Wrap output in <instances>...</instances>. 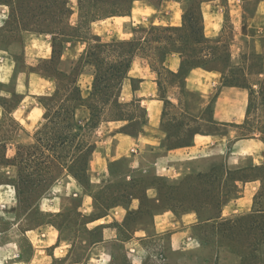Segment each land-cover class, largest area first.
<instances>
[{"label":"crops","instance_id":"obj_1","mask_svg":"<svg viewBox=\"0 0 264 264\" xmlns=\"http://www.w3.org/2000/svg\"><path fill=\"white\" fill-rule=\"evenodd\" d=\"M202 12L205 35L209 38L223 35L229 42L228 71L244 70L248 84L259 94L260 82L264 80V0H209L202 3ZM182 15V5L176 0H163L159 5L135 0L129 14L96 20L91 24L87 40L68 42L63 50L62 66L69 68L95 39L127 40L140 28L180 26ZM22 32L26 42L23 61L18 64L11 55L10 68L0 72L7 79L0 78L1 86L7 88L9 82L13 84L0 89V93H5L0 95V123L7 118L15 129L7 139H0L5 158L9 159L0 163V195L8 194V199L0 205V219L11 228L18 227L20 233L15 244H0L10 245L13 254L9 258L1 257L0 261L18 256L20 264H114L116 254L112 247L118 246L124 252L126 264H146L147 239L154 237L158 238V255L167 245L181 254L200 252L203 244L197 234L200 217L196 210L166 206L148 213L146 203L155 206L161 201L153 178L173 181L181 172L186 176L216 169L219 162L226 172L225 180L231 173L242 176L229 183L224 180L222 187H227L223 189L232 190L221 207L219 219L254 213L263 186L264 103L257 100L256 117L252 120L250 88L226 84L219 69L193 67L182 78L179 73L183 58L172 52L161 75L148 58L134 57L122 84L120 101H139L146 110L145 122L135 130L128 129L132 122L129 119L106 120L99 125L94 134L96 147L87 167L90 187L65 168L36 204L20 215L21 204L14 185L17 167L13 159L20 149L35 142L36 132L45 122L42 97L56 89V78L37 67L38 63L51 59L53 35ZM254 58H260L257 66ZM8 59L7 52L0 51V62ZM68 63L69 67H65ZM92 81L91 74L81 76L84 96H88ZM168 106L175 113H170ZM35 113L38 115L34 117ZM76 117L87 121L89 108L78 107ZM106 125L108 128L102 129ZM184 136L186 139H182ZM9 142L14 148L11 156L7 152ZM199 161H211L214 165L196 170L193 166ZM135 176L149 180L148 185L138 191L134 187ZM111 188H118L117 198L100 210L97 191ZM124 189L128 190L125 196L120 195ZM73 202L80 217L78 224L70 212ZM36 211L43 218L36 223L28 222V216ZM93 234L98 237L92 241ZM159 258L166 260L162 255ZM179 264L187 262L181 260Z\"/></svg>","mask_w":264,"mask_h":264},{"label":"trees","instance_id":"obj_2","mask_svg":"<svg viewBox=\"0 0 264 264\" xmlns=\"http://www.w3.org/2000/svg\"><path fill=\"white\" fill-rule=\"evenodd\" d=\"M134 1L77 0L78 20L73 24L71 17L75 10L71 0H0V3L10 6V22L21 31L53 35L52 57L44 62L43 72L56 78V89L51 95L42 97L46 109L45 122L36 132L35 142L20 149L13 159V164L17 167L14 185L20 204L26 210L36 204V200L63 174L65 168L82 184L90 187L87 167L96 147L95 131L103 121L129 119L132 121L128 126L130 130H135L140 123L145 122L146 110L139 101H120L122 84L136 55L148 58L152 67L161 75L168 54L177 52L183 58L179 73L182 78L193 67L219 69L224 73L226 84L250 88L251 108L258 99L264 103V80L260 82L257 94L248 84L244 70L232 68L228 71L231 65L228 40L223 35L217 38L205 35L202 3L209 0H176L181 3L183 10L180 26L152 25L149 28H140L135 31L133 38L127 40L95 39L88 43L81 56L72 62L69 68L62 66V54L68 42L87 40L91 24L96 20L129 14ZM149 1L156 5L163 2ZM83 74L93 76L88 96L83 95L81 87L80 79ZM166 104L169 102L166 101ZM80 106H86L90 110V118L85 122L76 117V109ZM262 132L264 134V125ZM8 160L3 153L0 163H6ZM211 171V175L209 171L197 173V184L217 190L218 196L212 200L219 204L217 211L203 214L202 209L189 204L193 197L186 193L181 196L179 189L177 192L172 189L170 193H166L161 181H170L165 178H153L152 183L159 188L161 201L158 205L152 204L146 209L147 212L166 206L178 210L192 208L200 217L196 229L203 246L207 242L201 236L200 228H210L216 236L218 248L224 245L221 244V238L229 236L236 245L246 250L245 254L240 256V264H258L254 253L264 247V170L261 171L263 186L256 198L254 213L223 221L219 219L220 210L230 195L228 192L231 191L224 190L227 186L222 187L226 178L222 167ZM186 176L183 179H186ZM236 177L242 176L237 172L231 173L227 176L228 181H225L229 183ZM133 181L137 182L134 187L139 191L148 185L149 180L135 176ZM117 189L97 191L101 203L100 210L115 201ZM126 191L128 190L124 189L119 194L125 196ZM34 192L36 197L33 196ZM97 237V234H93L90 239L93 241ZM229 245L234 244H226ZM219 260L218 252L214 264H219Z\"/></svg>","mask_w":264,"mask_h":264},{"label":"rangeland","instance_id":"obj_3","mask_svg":"<svg viewBox=\"0 0 264 264\" xmlns=\"http://www.w3.org/2000/svg\"><path fill=\"white\" fill-rule=\"evenodd\" d=\"M71 4L74 7L75 13L72 16V21L75 23L78 18V12H77V0H71ZM5 10V12L3 11ZM10 7H6L5 5H0V51H6L8 56V61L5 63L0 62V72H6L10 68L8 64L12 63V56L15 58L16 63H21L23 61L24 57V46L26 45L25 38L23 37V32L20 30L19 27H16L15 24L10 22ZM12 55V56H11ZM11 56V57H10ZM260 62V58H254L255 66H257ZM70 63L65 65V67H69ZM38 69H41L43 71L44 63H38L37 64ZM36 67V68H37ZM2 80H7L6 77L0 76ZM166 78V77H165ZM13 87L12 82H9L7 85V88ZM5 86L0 85V89H7ZM3 93L2 95H4ZM1 100V99H0ZM257 100L253 103V108H251L252 117L253 120L256 115L254 108L257 106ZM170 113H175L174 109L171 106H168ZM1 109V108H0ZM262 124L263 120H262ZM103 127L102 129L108 128ZM114 126V125H111ZM12 123L6 118V120L2 123H0V139H7V135L11 133V130H13ZM15 130V129H14ZM15 132V131H14ZM13 132V133H14ZM95 140V135H94ZM2 143L0 142V158H2L3 153H5L4 148L2 147ZM13 144L9 142L8 144V150L7 152L9 155L14 154V148L12 146ZM136 146V145H135ZM139 148V147H138ZM145 150V149H144ZM149 150V149H148ZM7 153V154H8ZM150 154V153H148ZM214 163V162H213ZM211 163V161H199L195 163L196 170H198L201 167H209L213 166L214 164ZM201 166V167H200ZM216 169L221 168V163H217ZM120 171H123L120 169ZM207 172V171H206ZM209 175H211L212 171H209ZM197 172H193L190 176H186V179H183L185 173L181 172L179 176H177L176 180L167 182L165 180L162 182L163 190L166 193H170L173 189L174 192H177V189H179V192L182 196V194L186 193L189 197H193V200H190L189 204L194 207L197 206L200 209H202L203 214H208L211 212H215L218 210V202L212 201L214 197L217 195V190L215 191V188L210 187L207 188V185H198V179L196 177ZM189 175V174H188ZM193 175V176H192ZM205 178V176L203 177ZM191 180H194V182H191ZM174 181H177V183H173ZM184 182V184H183ZM204 182V181H203ZM193 184V185H192ZM179 187V188H177ZM208 190V192H207ZM232 188L228 187V191H231ZM230 193V192H228ZM1 194V192H0ZM8 194L0 195V205L3 204L1 202H5L6 199H8ZM34 197H36V193L33 194ZM180 197V196H179ZM33 199V197H31ZM201 198V199H199ZM197 199V200H196ZM5 200V201H4ZM38 200V199H37ZM36 200V201H37ZM149 202L146 203V206L148 208L151 206ZM72 209L70 210L71 215L74 219V221L78 224L80 222V217L77 214V204L73 202L70 205ZM26 211L25 207L21 204V207L19 209L20 215H22ZM0 214H2L0 210ZM4 217V214L1 215ZM42 215L39 212H35L32 215L28 216V222L36 223L39 222L42 219ZM27 222V221H26ZM200 234L203 237L204 240H206V245L203 246V249L200 252H190L186 254H181L180 252H174L172 251L168 245L163 251L162 255L166 258V260L161 259L160 255H158V247L156 245L158 244V238H149L147 239V245L149 249V256L146 261V264H179L181 260H186L187 264H214L216 254H220V260L219 264H240V256L245 254L246 250L234 243V241L231 239V237H225L221 238V248L217 247V241L216 236H214L212 230L210 228H200ZM20 238V233L18 231V227L11 228L10 225L3 221V219H0V244H15L14 242ZM167 242V241H166ZM226 244H234L233 246L229 245L226 246ZM112 250L116 254L115 263L114 264H126V258L124 256V252L122 249L118 246L112 247ZM18 251V250H17ZM11 254V255H10ZM255 254V257L257 258L258 264H264V247H261ZM5 256V258H9L8 256H13L12 254V247L10 245L8 246H0V258ZM8 260V261H7ZM7 260H1L0 264H20L18 256L13 257L12 259Z\"/></svg>","mask_w":264,"mask_h":264},{"label":"clouds","instance_id":"obj_4","mask_svg":"<svg viewBox=\"0 0 264 264\" xmlns=\"http://www.w3.org/2000/svg\"><path fill=\"white\" fill-rule=\"evenodd\" d=\"M22 90H23V89L21 88V91H22ZM2 94H3V93H0V95H2ZM16 115H17V118H19V114L17 113ZM35 115H38V113H35V114H34V117H35ZM34 117H33V118H34ZM57 254L59 255V253H57Z\"/></svg>","mask_w":264,"mask_h":264}]
</instances>
